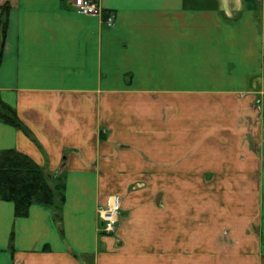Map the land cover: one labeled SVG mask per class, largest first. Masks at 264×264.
I'll list each match as a JSON object with an SVG mask.
<instances>
[{"label":"crops","instance_id":"crops-1","mask_svg":"<svg viewBox=\"0 0 264 264\" xmlns=\"http://www.w3.org/2000/svg\"><path fill=\"white\" fill-rule=\"evenodd\" d=\"M78 1L0 0V100L24 128L0 120V150L65 171L57 206L0 199V264H264V0ZM136 151L173 170L155 236L118 170ZM113 193L124 215L101 235Z\"/></svg>","mask_w":264,"mask_h":264},{"label":"trees","instance_id":"trees-1","mask_svg":"<svg viewBox=\"0 0 264 264\" xmlns=\"http://www.w3.org/2000/svg\"><path fill=\"white\" fill-rule=\"evenodd\" d=\"M0 55L7 25V12L0 20ZM0 120L20 129L23 125L16 112L0 100ZM43 169L28 155L15 149L0 150V199L12 201L15 216H25L31 204L57 206L64 199V184L51 187ZM61 190V191H60Z\"/></svg>","mask_w":264,"mask_h":264},{"label":"rangeland","instance_id":"rangeland-1","mask_svg":"<svg viewBox=\"0 0 264 264\" xmlns=\"http://www.w3.org/2000/svg\"><path fill=\"white\" fill-rule=\"evenodd\" d=\"M106 133H104L102 131V134L99 135L100 140L106 139ZM252 137V141L254 140V136L253 135H248V141H250V138ZM264 138V135H263ZM262 138V141H263ZM259 139H255V144H258ZM261 141V142H262ZM216 145H218L216 143ZM127 151V150H124ZM263 152V150L261 151ZM136 153H138L139 156V161L141 162L139 165L138 164H134L131 166H122L119 167L118 170L120 173L125 174L126 176H128L129 178L132 176L133 178L128 181V192H136L137 194H141L142 196L144 195L145 198V203L148 204V206H146V211H149L151 214V221H153L152 224V235H157L159 232V222H160V218H159V211L162 207H164V202L165 200L168 202L169 204V198H165V190L171 189L173 190L175 188V183L173 181L171 182H164L161 181L162 178H164L165 174L168 173H173V170H169V167H164L161 166L159 163V156H158V151H136ZM141 153H144V155H142ZM147 153V154H146ZM138 162V161H137ZM104 168V167H103ZM171 169H173V167H171ZM115 170V169H114ZM45 172V171H44ZM50 173H53L52 170L49 171ZM45 174L47 175L48 173L45 172ZM64 174L65 171L62 169V171L60 170V172H57V174L54 177H47V181L49 183V185L51 187H54L56 184H64ZM50 176H52L51 174H48ZM180 185V183H177ZM187 185V186H184ZM188 185H190V183H183L182 184V188L183 190L187 191V189L189 190L190 187H188ZM201 187L200 189H203L204 185L200 184ZM225 183L224 182H218L215 181L214 182V188H215V192L216 194H220V191H222L223 188H225ZM206 189V186L204 187ZM61 191V190H60ZM113 194H117V193H113ZM221 194H223L221 192ZM111 195V194H110ZM109 195V196H110ZM119 195V194H117ZM120 196V195H119ZM108 198V197H107ZM227 199H224L226 201L229 200L228 197H225ZM58 199V196L56 195V201ZM233 199V198H232ZM189 200V199H187ZM203 202L202 206H200V212H205L206 210V198L200 199ZM222 197H215V202H222ZM122 201V197L120 196V202ZM100 207V206H99ZM99 207L97 209V213H99ZM186 207L184 206V209ZM122 208L120 205V211L118 213V218L117 221L115 223V229H116V225L119 222L120 216H123L124 214H122ZM187 211H189V208H187ZM154 213V214H153ZM99 215V214H98ZM217 217V216H216ZM100 227V226H99ZM98 227V230H99ZM115 229L107 234L101 233L99 230V233L101 235H110L113 234L115 232ZM222 235H226V231L224 230H220L219 231V237H221Z\"/></svg>","mask_w":264,"mask_h":264},{"label":"built area","instance_id":"built-area-1","mask_svg":"<svg viewBox=\"0 0 264 264\" xmlns=\"http://www.w3.org/2000/svg\"><path fill=\"white\" fill-rule=\"evenodd\" d=\"M76 10L86 15H101V6L98 0H79L76 4ZM113 14L110 13L104 18V22L111 26L113 23ZM120 196L111 194L108 196L106 203L99 207V230L101 233L107 234L115 229V223L120 211Z\"/></svg>","mask_w":264,"mask_h":264}]
</instances>
